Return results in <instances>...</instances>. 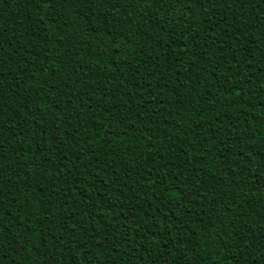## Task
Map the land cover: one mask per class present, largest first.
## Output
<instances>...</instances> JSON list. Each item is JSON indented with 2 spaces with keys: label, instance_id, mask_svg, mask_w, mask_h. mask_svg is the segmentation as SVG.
<instances>
[{
  "label": "trees",
  "instance_id": "obj_1",
  "mask_svg": "<svg viewBox=\"0 0 264 264\" xmlns=\"http://www.w3.org/2000/svg\"><path fill=\"white\" fill-rule=\"evenodd\" d=\"M0 264H264V0H0Z\"/></svg>",
  "mask_w": 264,
  "mask_h": 264
}]
</instances>
